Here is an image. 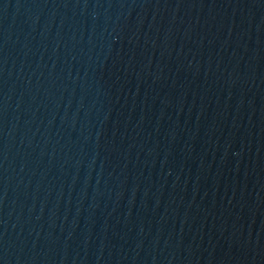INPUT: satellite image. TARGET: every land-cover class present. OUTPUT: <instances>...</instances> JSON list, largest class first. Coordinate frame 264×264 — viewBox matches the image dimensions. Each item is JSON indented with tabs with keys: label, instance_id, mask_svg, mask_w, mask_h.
I'll use <instances>...</instances> for the list:
<instances>
[{
	"label": "water",
	"instance_id": "1",
	"mask_svg": "<svg viewBox=\"0 0 264 264\" xmlns=\"http://www.w3.org/2000/svg\"><path fill=\"white\" fill-rule=\"evenodd\" d=\"M0 264H264V0H0Z\"/></svg>",
	"mask_w": 264,
	"mask_h": 264
}]
</instances>
